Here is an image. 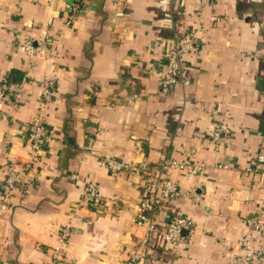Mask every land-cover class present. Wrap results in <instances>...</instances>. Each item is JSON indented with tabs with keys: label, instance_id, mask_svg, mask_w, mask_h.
I'll list each match as a JSON object with an SVG mask.
<instances>
[{
	"label": "crops",
	"instance_id": "crops-1",
	"mask_svg": "<svg viewBox=\"0 0 264 264\" xmlns=\"http://www.w3.org/2000/svg\"><path fill=\"white\" fill-rule=\"evenodd\" d=\"M68 1L0 0V84L27 78L3 103L0 184L10 161L34 158L25 122L43 109L55 133L0 218V264H50L64 228L70 264H128L138 250L136 264H228L263 243L252 223L264 228V176L246 169H264V0H81L72 24ZM187 30L190 84L161 93L164 55ZM218 121L231 132L216 144ZM105 157L147 161L153 175L167 158L204 167L165 172L187 195L158 202L147 248L135 221L142 179L111 172ZM174 216L193 220L192 236L165 238Z\"/></svg>",
	"mask_w": 264,
	"mask_h": 264
},
{
	"label": "built area",
	"instance_id": "built-area-1",
	"mask_svg": "<svg viewBox=\"0 0 264 264\" xmlns=\"http://www.w3.org/2000/svg\"><path fill=\"white\" fill-rule=\"evenodd\" d=\"M207 0H202L205 2ZM68 13V24H72L74 18L78 15L81 9V0H70L65 5ZM126 12L124 10H118L116 16L124 17ZM194 32L185 31L183 34L176 35V47L174 51L166 52L164 55L165 73L166 75L162 79L160 92L169 93L171 88L176 84H182L187 86L190 81L186 79L183 74L186 69L185 56L195 47L193 41ZM23 49L28 53L33 54L40 50L39 46H35L31 41L25 42ZM27 82V78H23L21 81H9L4 80L0 84V116H6L3 110V103L5 101H11L23 90L24 84ZM54 83L48 82L43 89V102L50 97L53 93ZM43 109L39 111V115L32 121L25 122L24 127L29 134L30 146L34 158L32 160L23 163L18 161H10L8 163V171L5 179L0 184L1 186V198H0V218L2 214L8 210L11 204V196L14 190L23 185L26 181V170L31 162L39 158L40 155L46 151V148L50 144L52 138L55 136L54 131L47 127L42 119L45 118ZM14 120V119H13ZM231 132L230 127L223 121H218L215 125L212 140L214 143L219 144L223 138ZM258 163L264 164V156L260 155ZM103 162L110 169L111 172L117 173L120 171L136 172L139 173L141 181V193L139 199V209L136 215V224L146 229V238L142 241L141 247H148L149 237L152 232L157 230V223L155 218V210L158 202L161 199H178L185 195L182 185L173 179H169L165 172L170 169H177L184 171L187 168L194 167L200 171L204 170L203 166H196L191 161H180L174 158H167L158 163V172H151V165L147 161L141 162H125L114 157H105ZM221 168H229L226 164L218 165ZM246 171L259 173L264 176V169L259 165H250ZM157 174V175H156ZM72 178L79 179L78 174H73ZM88 194L91 198L101 201L102 195L100 189L92 182L88 183ZM195 195V193L192 192ZM252 230L256 234L264 235L263 225L254 221L252 223ZM195 231L194 222L189 217L174 216L170 218L167 230L165 232V238L170 241H181L184 238L185 233L192 236ZM70 244V230L64 228L60 232L59 243L52 251V260L50 264H70L67 257V250ZM249 245V243H243ZM144 258L143 251H136L128 264H136L139 260ZM264 264V242L255 245L250 248L249 251L234 256L228 264Z\"/></svg>",
	"mask_w": 264,
	"mask_h": 264
}]
</instances>
